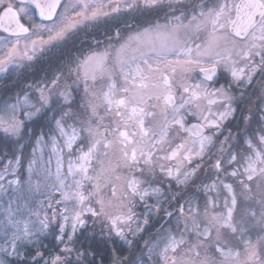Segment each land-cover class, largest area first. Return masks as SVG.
Masks as SVG:
<instances>
[{
	"label": "snow or ice",
	"instance_id": "obj_1",
	"mask_svg": "<svg viewBox=\"0 0 264 264\" xmlns=\"http://www.w3.org/2000/svg\"><path fill=\"white\" fill-rule=\"evenodd\" d=\"M37 61L0 88V264H264V0H0V85Z\"/></svg>",
	"mask_w": 264,
	"mask_h": 264
},
{
	"label": "trees",
	"instance_id": "obj_2",
	"mask_svg": "<svg viewBox=\"0 0 264 264\" xmlns=\"http://www.w3.org/2000/svg\"><path fill=\"white\" fill-rule=\"evenodd\" d=\"M79 43V42H77ZM54 67V66H53ZM53 67H47L45 71H50ZM38 73H35V75L33 76V79H38ZM31 77V74L29 75L28 73H24V75L21 77V79H29ZM4 86H7V88H9L12 92L18 91L20 88H22L23 86L19 83L18 85H13L10 82H8L6 85L4 84L1 88H3ZM41 122H36L35 124L31 125L34 129L39 130V126H40ZM13 150V145H11L8 142H5L3 140H0V153H4V152H8L9 154L11 153V151ZM124 252V251H123ZM122 255H125L124 253H121Z\"/></svg>",
	"mask_w": 264,
	"mask_h": 264
},
{
	"label": "rangeland",
	"instance_id": "obj_3",
	"mask_svg": "<svg viewBox=\"0 0 264 264\" xmlns=\"http://www.w3.org/2000/svg\"><path fill=\"white\" fill-rule=\"evenodd\" d=\"M97 37L99 38V36H97ZM84 44L87 45V44H91V43L90 42H86ZM47 67H49V62H47V61H37L36 64H35V66H34V68L30 72H25V73H28L29 75L31 74V77L29 79H27V78L26 79H21L20 78V82L19 83L22 86H24L25 83L31 82L32 80H35V79H33V76L35 75V73H38V71H39V74H38V77L37 78L39 79V78H41L44 75L45 72H47V73L50 74L54 70V67H53L50 71H45ZM8 82H10V81H8V80L3 81V84L0 85V88L4 84L6 85ZM156 226H158V225H156ZM141 243H143V241H141ZM124 252H125V255H126L127 254V251L125 250ZM124 252H122V253H124Z\"/></svg>",
	"mask_w": 264,
	"mask_h": 264
},
{
	"label": "flooded vegetation",
	"instance_id": "obj_4",
	"mask_svg": "<svg viewBox=\"0 0 264 264\" xmlns=\"http://www.w3.org/2000/svg\"><path fill=\"white\" fill-rule=\"evenodd\" d=\"M96 33H97V34H96ZM95 35H96V36H95ZM91 36H92V37H95L96 39L103 40V39H104L103 29H102V28L99 29V30L93 29V30L88 34L87 37H85L84 35H81L80 40H83L84 43H86V42H90V43H92V37H91ZM97 36H99V38H98ZM233 124H235V121L233 122ZM158 226H159V225H158ZM158 226H156V227H158ZM154 230H155L154 228L149 229L148 232L145 233V235H144V239H147V238L149 237V235H150Z\"/></svg>",
	"mask_w": 264,
	"mask_h": 264
}]
</instances>
